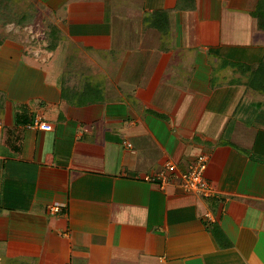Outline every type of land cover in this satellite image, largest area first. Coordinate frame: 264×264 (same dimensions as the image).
Here are the masks:
<instances>
[{
	"label": "crops",
	"instance_id": "obj_1",
	"mask_svg": "<svg viewBox=\"0 0 264 264\" xmlns=\"http://www.w3.org/2000/svg\"><path fill=\"white\" fill-rule=\"evenodd\" d=\"M257 2L33 0L53 47L0 43V263L264 264ZM200 152L212 196L144 179Z\"/></svg>",
	"mask_w": 264,
	"mask_h": 264
},
{
	"label": "built area",
	"instance_id": "obj_2",
	"mask_svg": "<svg viewBox=\"0 0 264 264\" xmlns=\"http://www.w3.org/2000/svg\"><path fill=\"white\" fill-rule=\"evenodd\" d=\"M27 127L49 130L51 125L37 116L27 124ZM126 145L130 147V143ZM208 161L209 156L204 152L196 154L185 169L178 168L175 162L165 161L158 171L145 175L144 179L157 182L161 190L169 184H174L182 192L198 197H209L213 195V189L204 177ZM49 210L52 213L58 212L60 206H50Z\"/></svg>",
	"mask_w": 264,
	"mask_h": 264
},
{
	"label": "rangeland",
	"instance_id": "obj_3",
	"mask_svg": "<svg viewBox=\"0 0 264 264\" xmlns=\"http://www.w3.org/2000/svg\"><path fill=\"white\" fill-rule=\"evenodd\" d=\"M28 2H32L33 0H27ZM26 3V2H25ZM39 15L37 17L34 18V20H32V24H28V25H15L13 23H9L5 26L4 29H1L0 27V38L5 37V39H16V41L21 42L22 44H24L25 46H34L35 49H41L43 50L45 44H46V39H47V35H46V31H48V29L46 28V26L44 24H46V21L40 20V18L42 17V15L44 16L45 14H43V12H41L38 9ZM41 13V14H40ZM73 17L76 16H80V13H73L72 14ZM42 21V22H41ZM68 42V41H67ZM70 42V41H69ZM32 49V48H30ZM67 53H65L62 49L60 51V56L56 59V61L61 62V63H65L64 57ZM44 54L39 53L38 58H41ZM78 54H76L75 56L73 55L74 59L78 58L77 57ZM75 64V63H74ZM92 72V75L87 74L85 77V79L83 80L84 82H99L100 81V77L106 81V83L108 85H110V81L115 79L117 80V78H120L121 73H123L122 69L121 70H117V69H113V68H109L108 70H106L103 74L98 70V71H88V73ZM106 74H109L110 77H112L111 79H107ZM91 77V78H90ZM82 83V82H81ZM82 83V84H83ZM111 86V85H110ZM81 88H83V85L81 86ZM10 261H1L0 264H10ZM11 264H17V261H13Z\"/></svg>",
	"mask_w": 264,
	"mask_h": 264
},
{
	"label": "trees",
	"instance_id": "obj_4",
	"mask_svg": "<svg viewBox=\"0 0 264 264\" xmlns=\"http://www.w3.org/2000/svg\"><path fill=\"white\" fill-rule=\"evenodd\" d=\"M191 0H178V3L181 2L187 3ZM26 2V3H25ZM187 5V4H186ZM256 15L258 25L261 28H264V0H258L256 5ZM39 15L38 8L34 3L28 2L27 0H0V27L4 29L5 26L9 23L15 25H28L32 24V20ZM50 31V32H49ZM56 31L54 26H50L48 29L47 40L48 44L46 48H52L53 45L49 42V33H54ZM5 39V37L0 38V43ZM12 39V38H11ZM69 90L61 86V96L66 97V92Z\"/></svg>",
	"mask_w": 264,
	"mask_h": 264
}]
</instances>
